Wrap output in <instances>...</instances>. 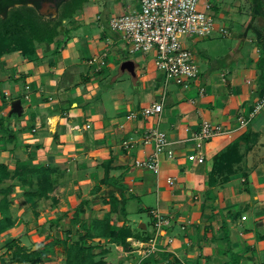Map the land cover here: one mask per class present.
Listing matches in <instances>:
<instances>
[{"label":"crops","instance_id":"1","mask_svg":"<svg viewBox=\"0 0 264 264\" xmlns=\"http://www.w3.org/2000/svg\"><path fill=\"white\" fill-rule=\"evenodd\" d=\"M136 6V0H120L109 7L111 11L105 8L103 17L101 9L94 5L86 11L87 21H76L67 27L58 53H53L54 42L37 48L39 59L36 62L14 53L10 54L13 62L10 67L0 60V163H5L10 170L21 164L51 166L61 175L52 193L56 198L54 203L49 199L25 197L24 187L16 179L0 184V198L7 187H11L6 197L14 221L11 229L0 234V246L17 238L20 245L28 247L22 238L32 239L35 234L42 240L30 247L31 250L39 248L42 256L39 264H65V259L59 256L63 242L55 239H65L79 229L78 225L71 226L69 220L76 205L87 200L78 198L79 189L89 187L98 197L86 201L84 211L78 213L80 219L89 222L106 218L110 206L102 202V197L113 190L118 199L124 197V202L112 213L111 223L125 224L133 231L140 228L151 237L155 234L153 214L148 229L145 223L138 221L137 225L128 217L127 207L135 196L140 205L141 194L154 195L156 207H149V212H159L169 219V225L160 229L157 250L150 253L153 258L148 264H222L223 261L230 264L223 222L232 250L242 253L250 249L240 263L263 264L260 256L264 253V107L245 128L236 130L237 117L246 115L264 94L255 67L259 58L256 45L259 34L255 26L245 25L236 50L225 60L237 63V67L226 69L223 62L225 71L215 73L214 68L219 64L210 65L200 70L198 78L188 87L174 83L171 87L164 85L162 75L154 67L153 54L151 58L138 57L133 60L135 75H131L138 98L122 100L117 90L112 97L115 113L111 115L100 102L97 83L100 76L106 78L114 71V65L108 60L110 51L114 48L112 53L119 56L118 49L123 46L108 23L114 13ZM94 21L102 28L98 40L70 37L71 32L86 23L95 24ZM248 29L253 31L252 37L247 36ZM246 43L250 48L240 53L238 46ZM103 53L105 64L89 63L91 57H102ZM112 81H107L110 87ZM202 87L204 91L200 93ZM16 95L23 96L28 103L24 117L14 118L9 114L11 102L20 99ZM162 96L163 110L159 118L139 115L144 106ZM132 111L138 115L128 119ZM203 120L233 131L213 136L205 140L201 148H196L190 136ZM154 127L166 133L168 148L174 153L172 159L165 153L161 155L157 174L134 165L136 159L152 151V144L144 139ZM246 130L249 136L240 142L242 150L247 147L241 160L234 162L233 172L225 182L220 175L210 185L208 173L213 156ZM199 154L203 155L202 159H198ZM105 172L115 186L100 183ZM169 177L172 183H168ZM95 185H99L100 190L93 193ZM144 208L139 206L138 209ZM238 211L240 214L236 216ZM56 217H60L58 223L66 224L63 232H45V224ZM69 225L71 231L66 232ZM127 240L130 250L109 243L106 238H87L84 244L98 243L99 247H94L92 252L97 255L95 259L101 257L107 264H137L143 257L139 244L148 240L133 237ZM3 252L0 251V264H30L15 262L11 255L8 257ZM113 254L116 260L110 259Z\"/></svg>","mask_w":264,"mask_h":264},{"label":"trees","instance_id":"2","mask_svg":"<svg viewBox=\"0 0 264 264\" xmlns=\"http://www.w3.org/2000/svg\"><path fill=\"white\" fill-rule=\"evenodd\" d=\"M24 2L21 0H2L0 8V58L4 55L17 52L20 56L29 61L36 62L39 59L37 48L43 44H51L55 42L53 53H58L61 45L64 44L68 28L67 22H72L74 15L83 10L88 0H56L58 14L52 19H36L33 13H38L36 6H28L25 3L13 5L14 2ZM253 7L262 17V23L255 26L259 36L256 45L259 51V58L255 62L257 80L260 81L261 87H264V0H253ZM255 14V13H254ZM256 16V15H253ZM4 97V95H3ZM16 115V114H12ZM11 116V115H10ZM249 132L243 131L238 137L233 139L225 147L219 150L212 160V167L208 173V182L213 184L217 181L218 176L223 175L222 182L228 179V175L233 172V164L241 160L244 150L240 147V142L247 140ZM107 172L100 179L101 184L107 186L116 183L107 177ZM60 173L57 168L51 166H30L26 164L16 165L10 170L5 163H0V184H4L8 180L16 179L24 187L22 194L25 197L40 199H49L53 203L56 202L55 196L52 195L60 180ZM122 189V188H120ZM6 193L0 198V234L11 229L14 221L10 212V201L7 199V193L11 187H7ZM100 190L99 185L92 188L93 193ZM102 202L108 203L110 206L108 216L104 219L94 218L89 222L79 218L78 213L84 211L85 201H81L76 205L73 214L70 217L69 224L71 226H79L78 239L67 244L66 238L62 240L55 239L56 242H63L65 250V264H107L101 257L92 252L94 247H99L98 243L84 244L87 238H106L109 243L121 245L124 249L130 250L131 246L127 240L129 237L147 241L152 238L149 234H145L140 228L133 231L129 226L122 224L117 225L111 223V215L114 214L120 203L124 202V197L120 199L116 197L113 190L108 192L107 196L102 197ZM123 210V208H122ZM240 212H236L238 216ZM60 217L53 218L49 221V226H57ZM66 232L71 231V227ZM225 229V240L229 251L230 264H241L240 261L245 257L246 249L242 253H237L230 247L228 239V229L223 222ZM40 246V244H38ZM7 251L11 253V259L15 262L39 264L42 262V256L39 248L31 250V247L20 245L17 238L9 239L4 243ZM153 256L150 254L139 259L140 264H148ZM222 264H227L223 261ZM264 264V263H263Z\"/></svg>","mask_w":264,"mask_h":264},{"label":"built area","instance_id":"3","mask_svg":"<svg viewBox=\"0 0 264 264\" xmlns=\"http://www.w3.org/2000/svg\"><path fill=\"white\" fill-rule=\"evenodd\" d=\"M201 1L203 0H136V7H126L110 17L109 28L117 33L129 53L138 51L152 53L154 65L163 74L166 83L171 81L176 85L188 87L198 78L200 69L185 40L195 35L206 36L214 27L213 18L209 14L211 8L209 0H204L199 9ZM104 57L105 53L102 57L93 56L89 63L98 61L99 64H105ZM203 91V87L200 88V93ZM163 102L162 96V99L144 106L139 115L145 118L150 116L159 118ZM262 107L264 94L257 98L246 115L237 117L236 130L245 128ZM137 115L138 113L132 111L127 118L133 119ZM232 131L219 123L203 120L199 127L192 131L190 138L195 142L196 148H201L205 140L220 134H230ZM144 141L151 143L153 149L148 156L136 159L134 165L157 174L160 170L161 155L165 153L167 158L172 159L173 150L168 148L166 133L158 127L151 128ZM202 158L203 155L199 154L198 159ZM167 181L172 183V178L169 177ZM151 213L155 219V234L147 243L139 244L143 257L157 250V235L163 226L169 225L168 218H164L157 211Z\"/></svg>","mask_w":264,"mask_h":264},{"label":"rangeland","instance_id":"4","mask_svg":"<svg viewBox=\"0 0 264 264\" xmlns=\"http://www.w3.org/2000/svg\"><path fill=\"white\" fill-rule=\"evenodd\" d=\"M119 2L120 0H88L87 3L84 5L83 10L80 12H77L73 17L72 22H67L66 26L69 27L76 21L78 22L87 21L86 11L89 10L88 8L93 7L94 5L95 6L97 5V7L101 9L102 16L104 17L105 8L108 9L110 6L113 7L117 5ZM203 2L204 0L199 3V6H198L199 9L201 8L200 5H202ZM209 3L211 5V8L209 9V14L212 16L213 23H214L213 30L206 36H196L195 35V36L186 38L185 42H186V45L189 47V49L192 51L193 57L195 58V61L197 65L199 66L200 70L204 71L208 69L210 65L219 64V67L218 68L215 67L214 70L216 71L215 73H220L221 70L222 72L225 71L224 69L225 65H223L224 63H226L225 60L228 59L232 51L236 50V47L239 44V41H241L240 37H241V33H242L244 26L248 24L253 25V26L259 25L262 23V17L259 14V12L254 9L253 4H252L253 0H209ZM49 8H50L49 4H45V6L42 8V11L44 12V14L43 15L40 14V15L42 16L43 19L54 18V16H51V13L49 14V12H52V15H55L58 13L57 9L52 8L49 11ZM40 15L39 13H35V12L33 13L34 18L36 19H40L41 17ZM253 15H256V16H253ZM79 18H82V19L79 20ZM94 23L95 24H92V25L88 23L82 25L79 29L71 32L70 37L76 36L78 38H82V40H85V41L98 40L99 37L102 36V28L98 25L96 21H94ZM222 30H225V31H222ZM246 34L247 36L249 35L251 37L252 35H254L251 29H248ZM248 44L246 43L244 45L238 46V51L244 54L246 49L250 48ZM122 46H123L122 49L120 48L118 49L120 53L119 56L112 53L115 51L114 48L110 51L111 53L108 54L109 55L108 60L114 65V71L108 74V77L106 78L104 77L101 78L100 76V80L97 83L99 87V92H101L100 102L104 104V107H106L108 113H110L111 115H114L115 113L112 97H113V94L115 95V93H117V90H120V94H122V98H121L122 100L130 99L133 97L134 99L138 98L135 92V89L133 87V83H132L133 77L127 71H123V72L120 71L121 62L125 59L136 60L138 59V57H143V56L150 57V54H151V53H143L141 51H138L136 53H129L126 46L123 43H122ZM13 53L19 54L17 52H13ZM13 53H11V56H13ZM237 56H238V53L236 52V57ZM0 60L4 61L5 64L7 63L6 65L8 67H10V65H12L13 63L11 60L10 54L2 56ZM236 64L237 63L235 62L229 61L228 63H226L227 67L226 66L225 67L227 69L231 66L234 69L235 67H237ZM239 64L240 63H238V65ZM159 73L162 75L164 85L171 87L173 85V82L169 81L166 83L163 74L160 71ZM107 81H112L111 87L110 85H108ZM14 95L15 94H13L12 96ZM16 96L21 99L23 113L21 114V116L13 115V117L14 118L24 117L28 112V103L23 98V96L21 95H16ZM8 182L9 181H6L4 185H6ZM103 192L105 193L106 191L103 190ZM133 192H134L133 194L136 193L135 191ZM84 197L87 200H91V199H94V197H98V196H94L89 191V187H86L83 190L79 189L78 198L83 199ZM140 201H141V204L138 205L139 203L138 197L135 196L134 198L130 199L128 203V207H127L128 217L131 219H134L137 225H138V221L145 223L149 229L151 219H152L151 212H149V207L150 208L156 207L155 197L154 195H142L141 194ZM89 206L92 207V205H89ZM139 206L140 207L143 206L145 208L143 210H139L138 209ZM97 213L99 214V211H97ZM65 225L66 224L62 221L58 223L57 226L50 227L49 223L47 222L45 224L44 229H45V232H48L50 230L56 233L58 231L63 232ZM78 235H79V229L75 233L71 234L70 236H66V241L72 243L73 241L78 239ZM33 236L34 237H32V239L24 237L22 238V241L25 242L28 247H30L33 243L39 240L41 242L42 238L39 239L35 234ZM0 251L1 252L5 251L3 252V254L4 255L7 254L8 257L9 255H11L10 251L6 250L4 244L0 246ZM65 255L66 254H65L64 247L62 248L60 246L59 256L62 259H65ZM113 255L114 256L113 257L111 256L110 259L116 260V254H113ZM260 258L264 259V253H262ZM115 260H111V261H115Z\"/></svg>","mask_w":264,"mask_h":264},{"label":"water","instance_id":"5","mask_svg":"<svg viewBox=\"0 0 264 264\" xmlns=\"http://www.w3.org/2000/svg\"><path fill=\"white\" fill-rule=\"evenodd\" d=\"M120 69L122 71L129 72L132 76L135 75V63L131 59L124 60L120 65ZM22 110L23 109H22V104H21L20 99H15L11 102V109L9 112L10 115L16 114L20 116L22 114Z\"/></svg>","mask_w":264,"mask_h":264},{"label":"flooded vegetation","instance_id":"6","mask_svg":"<svg viewBox=\"0 0 264 264\" xmlns=\"http://www.w3.org/2000/svg\"><path fill=\"white\" fill-rule=\"evenodd\" d=\"M21 1H24V2H14L13 5H20L22 3H25L26 5L28 6H36V9L38 11L39 14H44V12L42 11V8L45 6V4H49V11L50 9H57L58 10V7H57V4H56V0H21ZM2 6V0H0V8ZM48 11V12H49ZM51 13V16H54V18L57 16V14L55 15H52V12H49V14Z\"/></svg>","mask_w":264,"mask_h":264}]
</instances>
